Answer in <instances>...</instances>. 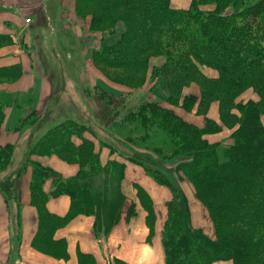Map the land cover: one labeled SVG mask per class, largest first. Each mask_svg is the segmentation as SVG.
Wrapping results in <instances>:
<instances>
[{
    "label": "trees",
    "instance_id": "16d2710c",
    "mask_svg": "<svg viewBox=\"0 0 264 264\" xmlns=\"http://www.w3.org/2000/svg\"><path fill=\"white\" fill-rule=\"evenodd\" d=\"M239 1L198 0V4H192L188 9H174L170 0H75L76 16H91L89 30L109 27L115 18L122 19L126 26L116 44L95 50L92 59L100 58L103 61L101 64L109 69L128 71L147 66L149 54L164 57L165 64L153 70L162 74L170 89L167 103L181 105L188 111L194 106L195 97L182 96L184 85L199 67L212 69L217 75L214 78L204 77L209 87L201 84L202 100L198 109L206 117L204 112L210 99H216L221 104L225 123L226 119L238 118L240 121V128L236 135H232L234 143L221 147L225 159L220 162L217 158V147L220 145L210 144L204 138L208 131L220 129L215 126L216 123L207 119L206 128L199 129L157 101L152 104L142 101L134 108L125 106L122 122L127 129L136 133L137 129H142L139 125L144 129L151 124L150 127L164 134L159 137L161 143H153V149L159 150L163 142L170 145L167 153L161 155V150L155 151L159 152L158 159L168 160L165 164L154 162L131 149L123 153L125 160L142 168L147 177L172 194L166 203L167 217L161 231L165 264H211L216 259H209L207 255L205 247L210 245L235 264H264V129L259 122V115L264 113V0H251V4H242L235 11ZM203 4L211 8L205 10L201 8ZM3 42H11L10 37L0 34V43ZM4 74L18 78L22 69L19 64L0 67V77ZM249 88L258 94L259 100L236 103L237 96ZM98 90L101 95L104 93L107 96V100L115 99ZM4 108L5 105H0V125L5 119ZM233 109L239 110L240 116L235 115ZM123 112L122 108V116ZM248 123L252 129L245 135L246 138L240 137L241 130H245ZM143 129L141 135L136 133L133 136L138 138L143 135L154 140L158 137L153 132L147 134L148 131ZM86 131L93 133L90 127L88 130L73 120H64L31 147L29 158L20 170L21 173L29 165L33 168L30 199L31 206L36 210L37 231L31 245L56 259H68L66 241L54 240L57 229L78 215L92 216L95 218V235L105 236L118 222L126 201L121 191L126 165H101L99 152L85 135ZM254 131L258 139L252 135ZM79 140L81 144H77ZM59 154L70 156L84 166L78 165L75 176L63 178L31 160L32 156ZM10 164L13 163L9 161ZM112 166L122 170L118 187L121 200L116 205L107 200L110 192L104 189L106 183L103 191H98L93 182L85 181L98 170L109 173L110 182L116 181L117 170L111 169ZM11 173L15 176L19 172ZM50 179L52 184L48 192L44 184ZM184 181L192 184L196 197L208 209L216 227L218 238L215 240L190 226L189 208L180 186V182ZM133 186L142 208L147 212L146 222L152 237L156 219L152 201L141 186ZM4 192L9 193V189ZM61 195L70 198V207L64 217L53 215L46 209L50 198ZM9 202V197L5 198L7 205ZM100 208L108 214L104 221L98 215ZM17 238L18 234L14 232V249L17 248ZM14 255L13 259L16 258ZM78 264L96 262L90 254L80 253ZM115 264L128 263L115 261Z\"/></svg>",
    "mask_w": 264,
    "mask_h": 264
},
{
    "label": "rangeland",
    "instance_id": "374dc122",
    "mask_svg": "<svg viewBox=\"0 0 264 264\" xmlns=\"http://www.w3.org/2000/svg\"><path fill=\"white\" fill-rule=\"evenodd\" d=\"M197 1L198 0H170V5L172 6V4H174L175 6L188 9L192 4H198ZM250 2L251 0H240L239 3L236 2L235 11L238 10L242 4L248 5L251 4ZM201 8L206 10L211 8V6L203 4ZM86 14L88 13H83V15ZM77 18L79 20L78 26H73V28H68L69 26H66L62 28L58 41H54L55 47H53L47 40L46 35L41 39V44L37 48L39 53L37 54H40V58L44 57L42 63L46 64L45 68L47 67L46 70L48 74L45 75V77L48 79H44V76L42 77L44 74L43 72H41V75L39 74L40 76L37 75L34 80H23L22 75L18 78H13L9 75L6 76V74H4L5 76L0 77V105L6 106L8 104H17L18 106L20 105V108L22 109H16L17 111L13 112V117L20 116L18 125L14 131L11 130L12 128L10 125L6 126L4 121L0 125V138L11 139L13 137L14 139L16 135H19L16 145H13L14 143H4L0 145V182L2 184L0 185V194L4 197V200L9 197V203L14 204V206L11 204L14 208V214L10 219V228L14 227L13 231H17V228H19L17 208L15 206L16 202H18L20 210L22 209V206L20 205V194L19 191H17V184L20 176L24 173L25 168H23L21 173L20 170L24 167L25 161L29 158L28 154L31 147L36 144L43 135L50 130L55 129L65 119L73 120L86 129L89 130L90 127L93 130V133L86 131L85 135L93 141L96 150L99 152L100 164L105 166L113 163L121 165L124 163L126 166L128 163V165L132 164L137 166L134 163L125 160L123 156L124 151L130 149L141 155L148 156L152 161L160 164H165L168 161L163 158L158 159L157 156L159 157V152L155 153V151L161 150V155L167 153L170 148L169 144L163 142L162 147L159 150H154L152 146L155 142L156 144L162 142L159 140V137H163V132L159 131V129L156 131L155 128L150 127L151 124H148L147 127H145L146 129H143V127L139 125L140 128L148 131L147 134L151 135L153 132L158 136L155 137L154 140L153 138H144L143 135L138 138L133 136L136 135V133L141 135L140 132L142 129H137L136 133L131 129H127L126 124L122 122V120L125 119L124 113L126 112L124 109L126 108V105L133 106L130 108H134L142 101H146V103L149 104L157 101L165 108H170L177 112L182 118L184 116L191 121H203L202 123L204 124L202 127L191 123L199 129L206 128L205 122L207 119L216 123L215 126L220 129L210 130L205 136L220 135L224 138V142L222 143L209 142L210 144L220 145L219 148L217 147V158L220 162H223L225 159L221 147L226 143H234L232 135H236L237 130L240 128V121H238V118L235 120L226 119L227 123L223 121L220 109L221 104L219 105V101L216 99H210L204 112L206 117L202 115V112L198 109L199 103L202 100L201 88L203 86L201 84L205 85L206 88L209 87L207 86L208 84L204 82V77L214 78L217 75L216 71L209 68L199 67L197 72L195 71L191 73L192 76H190V79L188 80L189 82L184 85L182 91V96L195 97V104L190 111L181 107V105H170L167 103L170 89L166 85L165 79L163 80L162 74L159 75L158 72H154L153 70L154 68L165 64L166 60L164 57H154L152 54H149L147 56L149 57L147 66H142L134 70L109 69L101 64L103 61L100 60V58L92 59V52L94 53L95 50L104 49L105 47L116 44L126 30L124 22L120 18H115L112 20L109 27L93 31L89 30L91 22L90 15ZM71 29L72 32H77V34L70 33ZM88 43L91 45H86ZM10 46V42L0 43V54L7 52ZM55 48H57V50H55ZM60 70H64L63 75L68 79V90L66 92H58L56 94L58 97L56 103L53 104L51 108H46L45 103L48 100V90L50 88L48 87L49 84L46 86V82L53 84L60 81V78L66 80L59 74ZM82 80L92 82L93 84L95 83V85L91 87L85 86L86 84L80 85V81ZM214 85L215 84L212 86ZM80 86H84L81 91H79ZM97 88L101 91L103 90L102 92H105L107 95L113 96L115 99L110 101L107 100V96L104 93L101 95ZM248 90H250L249 95H254L255 100H249L247 102H256L259 100L258 94L249 88L237 96L236 103H242L245 101L246 98L242 95ZM118 97L122 98L118 99ZM240 98L243 99V101L241 100L242 102H240ZM212 104L214 105L213 110L211 108ZM122 108L124 111L123 116ZM210 109L214 117L217 119L216 121L208 118ZM42 111L46 113L44 118L39 116ZM232 112L236 113L235 115L240 116L239 110L233 109ZM262 117H264V113L259 115L260 127L262 126L264 129ZM132 120H135V118ZM251 129V125L248 123L245 130H241L242 133L239 134V136L245 137ZM255 134H257L255 131L252 132V135ZM28 135L31 136L30 140ZM255 136L258 139L259 136ZM142 138H144V140H142ZM77 144H81V141L79 140ZM45 157H56L65 164L77 166L78 169L79 166H84L81 162L77 163L70 156L63 154H59V156L48 155ZM9 161L13 164L8 165ZM115 166H112L113 168L109 167V169L117 170V172H115L116 181L110 182V176L108 177L109 173H106V171L102 172L103 170L93 172L90 176L85 178V181L93 182L98 191H103V185L106 183L104 189L107 192H110V197L107 200L110 201L111 204L116 205L121 200L118 187L122 170H119V168ZM12 171H17L19 173L14 176V174L11 173ZM8 180L11 183L8 184ZM12 180H14V185L12 184ZM2 181H4V183ZM180 186L184 191L187 206L189 208L190 226L192 229L199 230L202 234L212 239V241L215 240V238H218V236L216 237L217 232L212 217L204 203L196 197L195 189L192 184L184 181L180 182ZM7 188L9 189V193L4 192ZM98 210L99 218L102 221H104V218L107 219L108 214L104 212L102 208ZM192 213L194 217L193 219ZM111 218L112 215H110V219ZM65 226L61 228H64ZM205 248L209 259H216L211 264L216 262L218 264H235L232 259H229L228 256H224L211 245Z\"/></svg>",
    "mask_w": 264,
    "mask_h": 264
},
{
    "label": "crops",
    "instance_id": "0c3cea01",
    "mask_svg": "<svg viewBox=\"0 0 264 264\" xmlns=\"http://www.w3.org/2000/svg\"><path fill=\"white\" fill-rule=\"evenodd\" d=\"M172 8L186 9L174 4H172ZM27 18L32 19L30 25H26L25 20ZM78 25L75 0H0V34L7 35L11 39L9 50L0 54V67L19 64L22 68L23 80H34L37 75H41V72L44 73L42 77L48 79L45 77L48 74L47 67L45 68L46 64L42 63L44 57L40 58V54H37L39 53L37 48L41 44L42 37L46 35L47 40L55 47L54 41H58L62 28L66 26L73 28V26ZM70 33L77 34V32H72V29ZM86 45L90 46L91 44ZM63 72L64 70H60L59 74L66 79ZM81 84H86L87 87L95 85V83L86 80L80 81ZM68 85V79L62 80V78L53 84L46 82V86L50 87L48 90L49 97L45 103L46 108H51L56 103V94L66 92ZM83 87L80 86L79 91ZM249 93L250 90L246 91L242 95L246 98L245 101L242 102L243 99L240 98V102L254 101V95H249ZM20 107L17 104H8L4 108V124L10 125L13 131L18 125L20 116L13 117L12 115L13 112L17 111L16 109H21ZM213 107L212 104V110ZM44 115L46 113L42 111L39 116L44 118ZM208 118L217 120L211 109ZM262 118L264 124V117ZM183 119L199 127L204 124L203 121H191L184 116ZM18 136L16 135L14 139L13 137L11 139L2 137L0 138V145L4 143L16 145ZM28 136L30 140L31 136ZM204 138L210 143L224 142V138L220 135H207ZM226 145L229 144L226 143L224 146ZM31 160L42 167L50 168L63 178L73 177L78 171L77 166L65 164L56 157L32 156ZM125 170L121 191L126 201L118 222L105 236L98 237L94 232V217L78 215L72 218L64 228H60L54 233V240H64L67 243L68 259L63 260L48 256L31 245L37 231V215L35 208L31 206L30 199V181L33 168L32 165L26 166L17 184L20 205L22 206L20 210V206L16 202L19 227L17 231H13L14 227L10 228L14 204L11 203L13 206L7 205L4 197L0 194V264H78L80 253L93 256L96 264H115V261H123L128 264H165L161 231L167 217L166 203L170 201L172 194L169 189L156 184L147 177L142 168L127 163ZM51 184V179L47 180L44 189L49 192ZM134 184L141 186L152 201L156 217L152 237H150V229L146 222L147 212L139 202ZM132 204L134 205L133 208L130 207ZM69 207L70 198L67 195L50 198L46 203L47 211L59 217L66 216ZM14 232L18 234L16 249L12 245ZM14 253L15 259L12 258Z\"/></svg>",
    "mask_w": 264,
    "mask_h": 264
},
{
    "label": "built area",
    "instance_id": "2783aa9c",
    "mask_svg": "<svg viewBox=\"0 0 264 264\" xmlns=\"http://www.w3.org/2000/svg\"><path fill=\"white\" fill-rule=\"evenodd\" d=\"M25 22H26L27 25H30V24L32 23V19L27 18V19L25 20Z\"/></svg>",
    "mask_w": 264,
    "mask_h": 264
},
{
    "label": "bare ground",
    "instance_id": "6f19581e",
    "mask_svg": "<svg viewBox=\"0 0 264 264\" xmlns=\"http://www.w3.org/2000/svg\"><path fill=\"white\" fill-rule=\"evenodd\" d=\"M58 99V97L56 98V100Z\"/></svg>",
    "mask_w": 264,
    "mask_h": 264
}]
</instances>
